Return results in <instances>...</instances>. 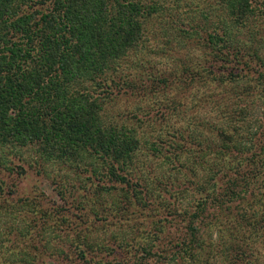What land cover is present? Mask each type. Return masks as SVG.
<instances>
[{"label": "trees", "instance_id": "1", "mask_svg": "<svg viewBox=\"0 0 264 264\" xmlns=\"http://www.w3.org/2000/svg\"><path fill=\"white\" fill-rule=\"evenodd\" d=\"M167 90L162 119L193 115L163 133L138 102ZM28 169L60 203L17 196ZM89 214L118 227L70 235ZM24 242L58 264H264V0H0V264Z\"/></svg>", "mask_w": 264, "mask_h": 264}, {"label": "rangeland", "instance_id": "2", "mask_svg": "<svg viewBox=\"0 0 264 264\" xmlns=\"http://www.w3.org/2000/svg\"><path fill=\"white\" fill-rule=\"evenodd\" d=\"M151 61L154 62L155 64V68L162 70L163 67H165L166 64V59L164 58H158L156 56H152L151 57ZM202 92V89H196V88H192V91L190 92V96H188V98H186L187 101H189V98L194 99V95L199 96L200 93ZM195 93V94H194ZM173 96V92L172 90H167L164 92V94H156V96H145L142 99L140 98L139 102L137 100H133L131 102H127V107H131L133 108L134 105H136V102L140 103L142 106H145V108H150L151 111L150 113L154 114L156 116V118L158 119L155 123L159 124L156 127H160L159 130H161L163 133L166 129L168 130H174L179 128L180 126L184 125V121L187 119L188 115H193V112L188 111L187 112V116L184 115V117H182L183 115H179L180 117H177L175 114L173 115H168L165 116V119H162V117L159 116L160 112L157 111L159 110V105L165 101V98H169ZM190 110H192L190 108ZM199 111V115L198 117L202 120L211 118L213 119V110L210 107H199L197 109ZM257 111L258 108H257ZM171 113V112H170ZM195 113V112H194ZM154 116V117H155ZM57 171L53 170V174H55ZM52 178L56 179V177L51 176ZM50 177V175L45 176L43 174H35V172L32 169H28L27 173L22 176V178L20 179V182L17 184V196L19 195H35L37 196L36 198H41V203L44 205H49L52 201L54 204H58L61 201L58 198V195L56 194V190H55V183L54 181H52V178ZM39 191H41L43 193V196L39 193ZM79 193H81V191H79ZM69 202V199H68ZM73 203H75V201H73ZM87 208V207H86ZM88 212V211H87ZM134 214V213H133ZM136 216V215H134ZM20 217V219L22 217H27V215L22 212L21 214L18 215ZM68 218L70 219V217H72L71 215H67ZM93 216L92 215H88L87 218L88 220H86L85 222H75V225L72 224V226H70V230H69V234L73 235L72 232L76 231L77 229H79L81 232L82 229H84V231H86V225L89 223V221L92 220ZM128 219V218H127ZM114 221V220H113ZM127 222H132V220H126ZM116 223H119V225H123L126 226L125 224V220L124 219H119ZM98 226V228L96 230H92L90 232H85L84 234H87L88 237L91 238H96L99 237L101 239H105L110 231H115L114 228L118 227V224H112L106 221V223L102 224L101 221L98 222L96 221V224ZM119 226V227H120ZM143 225H141V228L143 230H145V228L142 227ZM120 229H123V231H127L126 227H122ZM141 229V230H142ZM122 233V232H120ZM124 235V232L122 233ZM128 235V236H127ZM140 233L137 234H131V232L126 233L125 239H127L129 236L133 237L134 240H138L140 239ZM28 241V238L25 240ZM28 243V242H27ZM6 245V244H5ZM28 244H26V242L19 244H15L13 247L15 248L14 251H17L19 248L22 250V252L24 254H19L20 256H23V262H19L17 261V257H15V261H17L16 264H58L59 262L57 261V259H59L61 257L60 254L57 253H53V254H47L46 252L43 251H36L34 253H31L28 251L27 246ZM262 246H260V250L262 251L263 248H261ZM264 251V249H263ZM262 251V252H263ZM261 252V253H262ZM96 256H92L89 257L88 256V260L85 261H77L76 264H115L114 263V256L112 255H107L105 253H96ZM116 256H119V254H117ZM72 258L74 259V253H72ZM120 259V256H119ZM97 260H99L100 262H96ZM0 262H1V250H0Z\"/></svg>", "mask_w": 264, "mask_h": 264}]
</instances>
